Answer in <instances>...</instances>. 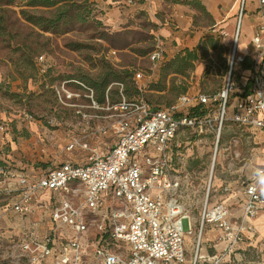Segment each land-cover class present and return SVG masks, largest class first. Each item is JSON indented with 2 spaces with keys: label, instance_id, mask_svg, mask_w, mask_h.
I'll use <instances>...</instances> for the list:
<instances>
[{
  "label": "rangeland",
  "instance_id": "1",
  "mask_svg": "<svg viewBox=\"0 0 264 264\" xmlns=\"http://www.w3.org/2000/svg\"><path fill=\"white\" fill-rule=\"evenodd\" d=\"M87 2L90 13L86 22L66 33L54 34L22 17L21 10H29L25 1L0 0V264H18V233L23 227L35 223L40 235L51 229L50 209L27 217L13 210L11 204L16 194L13 188L18 176L44 173L66 161L85 162L92 153L89 148L105 152L107 148L99 147L100 142L112 143L113 138L95 133L94 120L83 115L104 112L91 108L92 101L85 96L90 94L88 88L102 108L117 103L122 96L164 107L176 102L182 94L215 93L224 82L234 32L226 34L220 23L210 27L199 44L190 49L196 53V60L174 63L178 55H185L184 49H177L153 62L150 54L161 38L155 32L159 26L150 15H140L114 26L104 18L102 0ZM195 25L212 24L199 15ZM161 44L164 49L166 45ZM39 56L44 60L40 61ZM126 72L132 74L127 76ZM138 72L142 74L140 78H136ZM106 73L109 75L104 91L101 87L94 89L90 82L101 83ZM64 82L68 93L61 91ZM192 140L197 144V159L189 171L194 178L192 184L197 190L199 208L191 205L188 211L198 216L209 186V203L219 199L221 181L214 177L209 182L215 153L213 139ZM72 142L78 145L70 149ZM84 142L89 148L82 146ZM227 147L230 155L239 154V161L226 159L223 153ZM252 153V145L243 140L234 141L228 132H222L214 175L219 177L225 170L250 174L254 162L250 159L256 158ZM8 182H12L10 188ZM182 226L187 232L189 220L183 219ZM190 237L187 238L188 262L192 264L197 236ZM223 257L218 264H259L261 252L247 249L231 261ZM93 261L89 264H94ZM196 264L214 262L198 258Z\"/></svg>",
  "mask_w": 264,
  "mask_h": 264
},
{
  "label": "built area",
  "instance_id": "2",
  "mask_svg": "<svg viewBox=\"0 0 264 264\" xmlns=\"http://www.w3.org/2000/svg\"><path fill=\"white\" fill-rule=\"evenodd\" d=\"M244 4L241 0L223 88L215 95L197 97L203 105L218 103L216 116H211V111L177 116L176 106L158 109L142 99L127 100L124 96L102 108L88 88L90 94L85 96L91 99V108L104 112L83 115L97 122L95 133L113 138V143L109 150L99 152L84 142L82 146L92 151L85 164L65 162L47 169L37 180L26 176L18 179L20 190L12 205L16 213L31 212L44 191L60 196L50 211L54 224L50 231L45 235L24 232L18 243V264H89L92 259L94 264H189L186 235L197 236L192 263L196 264L206 225L222 231L220 239L227 242L224 254L244 240L249 222L264 209V166L257 167L244 184L243 213L238 221H232L222 201L209 203V186L197 229L184 232L187 210L180 199L183 176L175 152L181 147L178 135L188 129L199 135L211 132L216 143L227 123L264 130V23L252 38L255 56L251 60V84H242L245 95L237 99L229 113L230 97L237 87L233 73L245 61L237 50ZM260 4L263 6L264 0ZM163 55L159 40L150 59L158 62ZM39 60L44 57L39 56ZM141 75L136 73V78ZM65 83L62 93H68ZM179 102L186 105L190 99L181 96ZM73 146L71 143L69 148ZM62 226L74 235L59 240L57 232ZM221 256L214 259V264L221 261Z\"/></svg>",
  "mask_w": 264,
  "mask_h": 264
},
{
  "label": "crops",
  "instance_id": "3",
  "mask_svg": "<svg viewBox=\"0 0 264 264\" xmlns=\"http://www.w3.org/2000/svg\"><path fill=\"white\" fill-rule=\"evenodd\" d=\"M240 5L241 0H102L101 9L104 12L103 15L107 22L111 23L114 26H119L121 23L124 24L129 20L133 21L140 15H150L155 21V24L159 26L155 31L156 35L161 38L159 39L161 43L164 42V44L167 46V50L166 46L164 48V54L166 55L167 53H172L177 49L190 50L192 47L199 44L205 32H207L210 27H213L215 23H220L222 25V29L228 35L229 33L234 32V39L237 31ZM199 15L208 18L212 25H205L202 27L195 25V21L199 17ZM262 23H264V5L262 6L260 4V0H245L237 40V50L239 54L246 57V60L233 73V79L237 87L230 97L229 113H232L234 104L237 99L245 95L244 90L242 89V84L244 82H247L248 86L251 84V60L255 56L254 48L252 45V38ZM227 72L222 87L215 93H197L192 95L188 93L182 94L179 96V98L181 96H187V98L190 99V102L186 105H182L179 102L178 98L176 102L169 106H151L158 109H170L171 107L176 106L175 113L177 116H183L186 114H203L208 111H211L209 113L211 116H216L219 110L218 103L210 104L209 106L203 105L198 102L197 97L201 94H217L224 86ZM94 125H97V122H95ZM222 132H228L232 140L234 141L243 140L252 145V155H255L256 157L255 160H252V158L250 159L251 161H254L253 163H251L253 170L250 172V174H242V172L233 174L225 170L219 177L215 176L213 173V166L217 159L220 139L216 143L214 134L211 132H206L200 135L195 131L189 129L181 132L178 135V142L181 143V147L176 148L175 152L178 170L183 176L180 199L184 204L185 209L187 210V216L184 219L189 220V229H197L203 206H200V212L198 214L199 217L195 214L192 215L188 211V206L191 205L199 208V200L197 199V193H195L197 190L192 184L194 178L189 171L190 165H192L195 162V159H197V144L195 140L192 139H195V137H205L208 139H213V144L215 143V159L213 160L212 169L209 174V182L211 183L214 177L217 178V180L221 181V185L218 188L219 199H217L215 202L222 201L225 205H227L231 213V219L234 222L238 221L243 213L242 208L245 199L244 184L252 178L257 167L264 166L263 129L253 127L242 128L234 123H227L224 126ZM112 143L110 145H107L106 142L101 141L99 147L105 146L107 148V151L111 147ZM74 145H78V143L74 142ZM223 154H225L227 160L239 161V154L235 152L230 155L229 147L225 148ZM86 162L87 161L82 163H71L76 165H83ZM61 164H58L56 166H59ZM42 174L43 172L31 176H18L17 180L15 181V184L17 185L15 188H13L16 191L14 202L18 198L20 190L18 179L21 176H26L29 179L37 180L41 177ZM7 185L10 188L12 182H8ZM261 193L264 196V181L261 186ZM59 199V194H55L48 190L44 191L39 194L36 204L33 205V210L31 212L26 214H17L23 217H27L38 212H45L49 209L51 211V208L57 203ZM14 202H12L11 206ZM50 222V228H52L54 224L51 220V216ZM26 230H32L38 234V232L36 231L37 225L35 223H32L30 226H25L19 231V241L22 239L23 234ZM73 235V232L69 228L64 226H62L60 231L57 232V236L60 237L58 238L59 240L65 238L68 239ZM221 235L222 231L220 229L212 225L205 226L200 240V246L203 245V249H200L199 247L200 259L214 261L216 257L222 255L224 256V260L231 261L241 257L243 252L247 249H258L261 252L259 264H264V209L260 211L258 216H256L249 222L248 229L244 234V240L237 246L234 251L224 254L227 242L220 239ZM187 238L190 239L191 237H186V248L188 252ZM208 250L211 252V254L208 252ZM201 251H203L205 254H200Z\"/></svg>",
  "mask_w": 264,
  "mask_h": 264
},
{
  "label": "trees",
  "instance_id": "4",
  "mask_svg": "<svg viewBox=\"0 0 264 264\" xmlns=\"http://www.w3.org/2000/svg\"><path fill=\"white\" fill-rule=\"evenodd\" d=\"M25 1V6L29 10L22 9V17L29 23L37 26L41 30L51 32L54 34L66 33L73 29L77 24L84 23L87 21L90 13V6L87 0L78 3V0H23ZM42 9L40 12L33 11ZM196 53L188 49L185 50L184 56H177L175 61H180L181 63H187L189 60H196ZM246 60V57H245ZM245 62V61H244ZM243 62V63H244ZM132 73L126 72V75L130 76ZM108 75L106 73L101 83L90 82L94 89L101 87L104 91L108 84ZM102 101V97L98 98Z\"/></svg>",
  "mask_w": 264,
  "mask_h": 264
},
{
  "label": "bare ground",
  "instance_id": "5",
  "mask_svg": "<svg viewBox=\"0 0 264 264\" xmlns=\"http://www.w3.org/2000/svg\"><path fill=\"white\" fill-rule=\"evenodd\" d=\"M189 236V235H186V237Z\"/></svg>",
  "mask_w": 264,
  "mask_h": 264
}]
</instances>
